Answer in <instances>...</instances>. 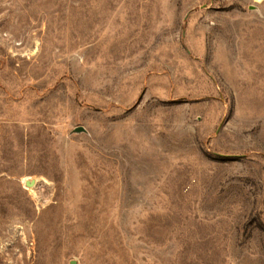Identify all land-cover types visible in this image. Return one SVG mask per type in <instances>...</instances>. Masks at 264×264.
<instances>
[{"label": "rangeland", "instance_id": "374dc122", "mask_svg": "<svg viewBox=\"0 0 264 264\" xmlns=\"http://www.w3.org/2000/svg\"><path fill=\"white\" fill-rule=\"evenodd\" d=\"M0 264H264V0H0Z\"/></svg>", "mask_w": 264, "mask_h": 264}, {"label": "water", "instance_id": "95a60500", "mask_svg": "<svg viewBox=\"0 0 264 264\" xmlns=\"http://www.w3.org/2000/svg\"><path fill=\"white\" fill-rule=\"evenodd\" d=\"M81 131H83V128H79L78 129V132H81ZM28 186H31V184H27Z\"/></svg>", "mask_w": 264, "mask_h": 264}]
</instances>
